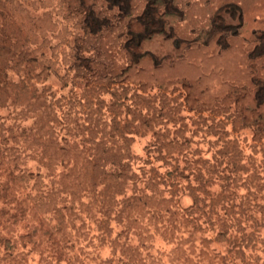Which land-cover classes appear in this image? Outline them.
I'll use <instances>...</instances> for the list:
<instances>
[{"label": "rangeland", "instance_id": "1", "mask_svg": "<svg viewBox=\"0 0 264 264\" xmlns=\"http://www.w3.org/2000/svg\"><path fill=\"white\" fill-rule=\"evenodd\" d=\"M0 264H264V0H0Z\"/></svg>", "mask_w": 264, "mask_h": 264}]
</instances>
